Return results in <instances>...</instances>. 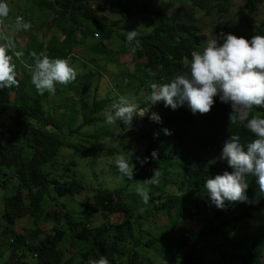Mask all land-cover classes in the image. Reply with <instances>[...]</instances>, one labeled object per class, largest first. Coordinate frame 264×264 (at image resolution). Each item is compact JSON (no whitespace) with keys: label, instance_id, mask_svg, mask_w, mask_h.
<instances>
[{"label":"trees","instance_id":"16d2710c","mask_svg":"<svg viewBox=\"0 0 264 264\" xmlns=\"http://www.w3.org/2000/svg\"><path fill=\"white\" fill-rule=\"evenodd\" d=\"M30 1L39 8L49 10L54 24L63 23L61 31L66 40L60 42L58 46H44L41 43L24 45L23 55L20 56L24 62L9 51V55H13V61L18 60L16 72L20 83L19 87L0 89V188L5 190L4 214L1 217L6 218L10 214L13 218H18L25 215L29 219V225L22 230L20 236L7 232L2 237L5 249L0 251V264H92V261L98 260L101 256L106 257L109 264H134L130 251H135L142 242L149 246L156 240L155 237H148L141 241L142 237L134 235L135 228L138 226L140 229L142 226L136 224L135 219L140 220L146 215L148 217L145 218L152 220L154 214H151L150 210L156 211V215L171 216L163 225L161 233L163 238H167L173 232L175 221L184 212L199 210L202 225L196 232L187 230L183 237L186 241L190 240L191 249L198 242L216 238L219 233L226 239L223 237L224 228L236 229L240 221L247 219L246 222H250L248 226L251 224L258 226V235L251 240L245 251L237 252L233 256L230 254L228 259L232 260L233 264H264V194H259L256 178L247 177L249 187L246 195L249 201L255 198L254 203L225 201V208L218 209L206 202L209 195L204 186L205 181L217 174H223L224 171H232L227 161L220 158L225 141L232 135H238L241 144L246 146L255 138L254 134L242 125L229 122L232 108L228 103L221 102L219 96L214 97L215 103L206 114L199 112L193 114L187 102L172 109L161 101L151 105L149 113L140 121H136L134 117L133 124H138L146 121L151 112H155L161 121L160 123L153 121L149 131L138 134L141 140L142 138L146 140L143 157L147 160L142 166L139 165L133 181L126 179L111 190L88 186L68 173L69 168L60 173L56 171L55 160L59 152L62 149L70 151L74 149L73 142L64 140L65 135H71L74 130L68 127L66 134L63 133L61 125L42 108V100L50 94L30 92L26 80L21 81L19 76L21 72L30 77L29 69L34 67L31 53L44 54L53 59H67L71 57V48L85 42L89 36L95 41L92 50L103 48L108 52L103 37H94V34L106 36L103 30L109 29L120 40L117 52L127 55L134 62L135 70L131 76H139L137 84L144 89L143 97L136 103L140 108L149 107L150 102L146 97L151 93L152 82L164 84L176 76L190 74V63L183 64L182 60L191 61V53L198 50L199 41L203 38L196 32V26L193 27V8L201 14L219 16L230 10V0H176L177 2L172 0L174 4L168 0ZM262 1L242 0L236 12L251 14ZM99 13L114 16V19L100 18ZM141 14L150 17L148 20L150 30L138 32L136 38L138 45L133 42L136 48L133 53L126 41L127 32H118L116 28L121 20L125 21ZM246 14L237 22L235 35L249 40L253 35H264V20L258 25H252ZM24 16L23 14L22 17ZM239 23L244 29H239ZM224 27L222 25V28ZM213 38L222 43L224 35L221 33L219 37L215 35ZM1 43L5 44L7 41L0 38ZM96 75H99V72L87 71L75 81L80 87H84ZM124 80L122 78L123 82ZM75 81L68 87L77 93L79 91L74 86ZM62 86L57 84L56 92ZM11 90L17 91L18 108L14 117L12 116L15 108L9 99ZM112 94L109 92L102 98L92 95V102L82 116L83 125L102 121L98 115L99 111L105 106L108 107L105 110H111L112 101L119 98L116 95L111 96ZM251 116L264 118V108H253L250 118ZM68 119L72 121V116ZM9 120L14 121L12 131L8 127L6 129ZM163 129H168L171 134L166 135ZM1 130L9 134L4 137ZM69 144H72V148ZM174 144L172 149L177 146L180 152L176 159L178 161L176 167L168 152ZM153 151L157 153L156 158L152 157ZM130 158L134 159L132 153ZM68 163L64 165L68 166ZM155 169L161 172L159 183L156 185L144 183L146 180L144 178H151ZM139 173H142L141 179L135 176ZM131 181L133 186L137 185V181L144 183L143 186L147 187L150 194L148 203H144L143 208L142 206L136 208L131 199L125 201V207L112 204L113 196L127 188ZM182 186L185 187L183 191ZM168 188L179 192V196L176 198L171 192H167ZM88 189L93 191L88 212L98 214L101 218L100 222L93 226L89 225L85 217L76 219L73 213L66 209L64 203V200L72 199L73 195L85 193ZM131 195H134L135 200H142L138 194ZM50 203L54 209L46 208ZM145 204L150 205L149 208H146ZM113 212H119L121 219L119 222L109 223L108 215ZM53 220L51 226L43 225ZM41 226L45 229L42 230ZM243 226L248 227L246 224ZM104 229L108 230L106 237L101 235ZM18 238L20 242L14 249L12 246ZM64 242L75 248L78 246L76 263L71 261L72 257H67L62 262L59 260L61 253L54 249L64 246ZM127 245H130V251L125 252L124 247ZM174 247L181 246L175 244ZM7 249L9 252L6 255ZM122 257H125V263H122Z\"/></svg>","mask_w":264,"mask_h":264},{"label":"rangeland","instance_id":"374dc122","mask_svg":"<svg viewBox=\"0 0 264 264\" xmlns=\"http://www.w3.org/2000/svg\"><path fill=\"white\" fill-rule=\"evenodd\" d=\"M168 1L171 4L177 2L176 0L175 2L172 0ZM8 4L10 13L6 19L0 21V38L5 41H8L10 38L13 41L15 49L10 50L13 53L16 51L22 52L23 46L31 43L32 45L41 43L44 46H58L60 42L66 40L65 35L61 31L63 23L54 24L55 21L51 20L52 16L49 10L35 6L30 0H8ZM230 4V10L219 16L204 15L193 8V27L196 26V32L203 36L199 41L200 46L198 50L195 51L202 52L207 42L215 35H218V37L221 33L223 35L228 33L235 35L237 22L246 13L236 12V8L242 4V0H230ZM23 14L25 15L24 17H22ZM246 15L251 19L250 23L252 25H258L263 21L264 0L256 11ZM98 16L100 18L110 17L114 19V16L106 14L99 13ZM17 17H22L26 22H29L31 28L27 31H15L14 25ZM149 19L150 17L148 15L141 14L126 19L125 21L121 20L116 31L121 33L132 30L140 33L146 32L150 30L148 25ZM222 25L225 27L222 28ZM238 27L241 30L244 29V26L240 23ZM245 31H247V28ZM103 32L106 33V36L94 34V37H103V43L108 46V52L103 48L102 50H100L101 48L92 50L91 48L94 46L95 41L89 36L85 39V42L83 41L80 45L71 48V57L67 58L70 65L77 72L76 79L80 78L87 71H97L99 75L93 76L84 87H80L75 81L74 86L79 91L77 93L69 89V84L66 86L63 85L54 95H49L42 100V108L47 115L54 117L56 122L61 125L63 133L66 134L68 127L74 130L71 135H65L64 138V140L74 143V149H71L72 151L70 149H62L59 152V156L55 160L56 171L60 173L62 170L65 171L66 168H69L67 169L68 173L80 179L88 186H92L93 188L99 186L114 190L115 187L127 179L126 177H122L118 172L115 161L120 156L128 159L129 163L134 165V178L135 171L139 170V165L142 166L140 160L144 159L143 151L146 146V140L144 138L141 140L138 134H144L149 131L153 125V121L148 118L142 123L133 124L132 122L130 128L124 125L122 121H117L116 124L109 125L105 123L104 113L106 111L105 109L108 108L105 106L98 114L102 121L82 124L83 113L87 112L93 97L102 98L107 93L112 92L113 94L111 96H125L137 102L144 95L143 87L137 84L139 76H131L135 70L134 62L127 55L117 52L120 40L109 29H104ZM77 38L79 39L78 36ZM17 59L24 62L21 57ZM17 59L13 61L15 65L18 63ZM190 62L186 59L182 60L183 64ZM29 70H32V68ZM19 76L21 77V81L26 80L25 82L30 92L36 91L34 85L31 83V71L30 77L23 75L21 72H19ZM122 78L125 79L124 82ZM142 79L146 80L144 78ZM9 99L11 104L13 102L12 107L15 108L12 116L14 117L15 114L17 115L18 108L16 106L17 91L11 90ZM117 100L118 98L112 102ZM228 106L231 108L230 104ZM70 116H72V121L68 119ZM9 121L6 124V129L8 127L12 131L14 121ZM1 132L4 137L9 134L5 130H1ZM134 136L138 138L134 139ZM69 146L72 148V144H69ZM173 146L175 144L168 149V152L170 153L172 163H175L176 167L178 162L176 159L180 156V152L177 146L172 149ZM131 153L134 155V159L130 158ZM68 161L70 162L68 163ZM64 163H68V166H65ZM141 174L139 173L135 176L140 177ZM147 175L149 176V173ZM132 181L129 182L127 188L118 191L119 194L113 196L112 204L125 207V201L131 199L136 208L139 206L143 208L144 202L142 200L140 201V199L135 200L134 195H131L133 193L137 194L134 186L131 185ZM136 184H141V182L137 181ZM144 187L147 189L145 185ZM184 189L185 187L182 186V191ZM92 192L88 189L85 193L73 195L72 199L68 197L69 199L64 200L67 206L66 209L72 212L76 219L80 220L82 217H85L91 226L98 224L101 220L98 214L88 212ZM167 192H171L176 198L179 196V192H175V190L168 188ZM4 194L5 190L0 188V251L5 249V243L2 241V237L7 232H13L20 236L23 232L22 230L29 225V219L25 215L13 218L8 214L6 218L1 217L4 214ZM206 202L212 204L210 197H207ZM149 206L145 204L146 208H149ZM213 206L215 205L213 204ZM46 208L51 210L54 209V206L50 203L46 205ZM150 213L154 214L152 220L145 218L148 217L146 215L140 220L135 219L136 224L138 223L139 226H142L140 229L138 226L135 228L134 235H139L140 238L142 237L141 241H145L148 237H155L156 240L152 241L149 246L142 242L135 248V251H130V245L124 247L125 252L130 251L134 264L137 262V264H233L232 260L229 261L228 259L229 255L231 254L233 256L237 252L245 251V248L249 247L251 240L259 232L258 226L252 224L248 226L250 222H246L247 219H243L239 222L240 224L236 229H223V237L226 239H223L222 234L219 233L216 238L198 242L191 249L190 240L186 241L183 237L189 230L196 232L202 225L199 210H196V212L194 210L187 211L179 216L175 221L173 232L167 238L161 237V233L164 229L163 225L167 223V220H170L171 216L156 215V211L154 210H150ZM120 217L121 214L119 212H113L108 215V222H119ZM53 222L54 220L48 221L43 223V225L49 227ZM244 224L248 227L245 228L243 226ZM41 228L42 230L45 229L42 226ZM107 232L108 230L104 229L101 235L106 237ZM39 238H41L40 235ZM19 242L20 239L18 238L12 248L16 249ZM175 244H179L181 247H174ZM63 245L65 247L60 246L59 249H54L61 253L59 260L61 259L62 262L65 258L72 257L70 258L71 261L76 263L78 259L77 252H79L78 246L75 248L70 246L68 242H64ZM8 252L9 249H7L6 255ZM121 261L125 263V257H122Z\"/></svg>","mask_w":264,"mask_h":264},{"label":"clouds","instance_id":"9594fccd","mask_svg":"<svg viewBox=\"0 0 264 264\" xmlns=\"http://www.w3.org/2000/svg\"><path fill=\"white\" fill-rule=\"evenodd\" d=\"M9 13L8 0H0V21L6 19ZM30 28L29 22L17 17L15 31H27ZM138 35L136 30L127 32L126 41L133 53L136 51L133 42L138 45ZM14 49L15 44L10 38L7 43L0 44V89L19 87L13 55H9V51ZM14 54L19 58L23 52L16 51ZM31 55L34 60L31 83L38 94L47 92L54 95L57 84L66 86L75 81L77 72L68 59H53L35 52ZM150 88L151 93L146 97L150 105L163 101L166 107L176 109L187 102L193 114L208 113L216 96H219L221 102L231 105L229 122L242 125L255 138L244 146L238 135L229 137L222 147L220 158L227 161L232 171L208 178L204 186L211 203L218 209L225 208V201L256 202L255 198L249 201L246 192L249 187L247 177L253 176L259 194H264V118H250L253 108H264V35H253L249 40L228 33L224 34L222 43L210 39L202 52L191 53L189 75L176 76L164 84L152 82ZM147 113L149 108L142 109L134 100L120 96L112 103L111 110L105 111V123L112 125L122 121L130 128L134 117H144ZM149 119L157 123L161 121L155 112L150 113ZM163 131L166 135L171 134L168 129ZM156 155L153 151L152 157L156 158ZM146 160H140L141 165ZM115 163L122 177L133 179L134 165L128 159L120 156ZM160 176L159 169H155L152 177L144 180V183L156 185ZM134 190L144 203H148L150 194L143 184L135 185ZM92 264H109V261L101 256Z\"/></svg>","mask_w":264,"mask_h":264},{"label":"built area","instance_id":"2783aa9c","mask_svg":"<svg viewBox=\"0 0 264 264\" xmlns=\"http://www.w3.org/2000/svg\"><path fill=\"white\" fill-rule=\"evenodd\" d=\"M150 106H151V105H149V107H148V106L142 107V109L150 108ZM141 118H142V117L136 116L135 119H136V121H140Z\"/></svg>","mask_w":264,"mask_h":264}]
</instances>
